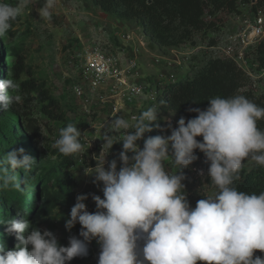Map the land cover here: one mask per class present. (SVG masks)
<instances>
[{
    "label": "clouds",
    "instance_id": "9594fccd",
    "mask_svg": "<svg viewBox=\"0 0 264 264\" xmlns=\"http://www.w3.org/2000/svg\"><path fill=\"white\" fill-rule=\"evenodd\" d=\"M32 3L0 0V38ZM55 6L56 0H43L37 9L40 19L50 20ZM18 88L13 79L0 81L3 111L21 100L10 94ZM188 111L195 117L187 121L181 117L175 128L170 120L161 127L155 106L131 117V122L123 116L109 120L101 134V153L92 157L96 166L84 168L94 184L103 185V198L93 194L96 210L89 212L84 203L88 196L78 195L65 225L71 230L79 223L82 239L72 236L68 246H61L51 231L33 227L28 219H0L6 234L17 241L13 250L0 244V264H69L86 257L93 240L100 246L98 264H264V255H255L264 254V191L248 193L235 186L245 160L264 167V130L258 127L264 107L244 95H233L212 97L206 109ZM152 124L171 134L145 139ZM83 136L77 126L68 124L60 129L53 147L64 156L80 153ZM117 143H122L119 170L117 159L106 169L105 158ZM196 150L206 158L215 194L198 200L193 208L182 170L198 159ZM166 161L177 170H166ZM34 164L23 148L7 152L0 159V189L23 191L21 184L26 185L29 177L21 180L17 170L27 174Z\"/></svg>",
    "mask_w": 264,
    "mask_h": 264
},
{
    "label": "rangeland",
    "instance_id": "374dc122",
    "mask_svg": "<svg viewBox=\"0 0 264 264\" xmlns=\"http://www.w3.org/2000/svg\"><path fill=\"white\" fill-rule=\"evenodd\" d=\"M13 5L17 0H5ZM256 2L251 0H238V10L235 13H219L216 17L209 14L205 16L206 21H214L218 28L214 32L197 33L194 42L184 44L180 47H160L155 45L149 47V37L134 22H125L117 19L114 15L103 12L96 7L92 0H56V6L52 10L50 20L40 19L37 9L43 6V0H33L29 8H25L22 14L11 21L10 28L5 38H0V47H3L4 64L8 69L0 73L2 79H13L19 84L16 91L11 95H20L21 100L18 107L13 105L8 111L0 114V159L13 149L23 148L26 154L35 161L32 170L25 174L23 170H17L22 178L27 175L29 182L21 187L23 191L3 190L0 194L8 198L32 191V177L39 181L38 189L41 191V207H44L47 188L54 187L63 189V198L59 204L51 210H35L29 217L31 225L42 231H51L61 246H68V240L72 236L79 237L81 226L77 223L71 230L66 228V221L70 219V210L76 203L78 195L83 194L87 187L93 194L103 198L102 184L93 183V177L86 176L84 168L95 167L96 161L93 155L99 156L103 141L101 134L103 126L111 116L109 104L101 102L100 96L93 93L83 82L80 69L76 59V53L84 46H90L100 42L104 44L109 40H117V34L130 33L147 43L143 48L137 42V55L139 58V73L141 79L147 82L148 95L156 98L168 85L170 76L177 80L191 75L210 58H221L223 52L217 47H226L234 43L237 35L246 27V21H253L258 11L264 14V6L256 7ZM31 10V11H30ZM80 23H84L82 27ZM212 43H215L214 46ZM259 46L247 49L244 60L237 64L250 78L249 83L243 90H249L256 96L264 94V70L260 68L257 60ZM238 51V48L236 49ZM13 52V54L11 53ZM22 58L24 72L19 79L9 68L15 67L16 57ZM33 79L37 84L45 87L54 98L59 101L60 108L55 112L56 118H49L42 110V103L36 93L22 92L21 82ZM81 86L83 95L78 96L74 92L75 86ZM159 107L156 100L138 99L134 104L124 108L122 112L128 119L132 112L140 113L149 107ZM17 107V108H16ZM16 109V110H15ZM165 121L176 120L172 112L162 113ZM68 124H73L84 133L82 143L84 150L74 154V163L67 165L58 150L53 147L59 138V131ZM173 127V126H172ZM39 129V136L29 139V129ZM17 132V133H16ZM147 139V133L145 134ZM143 147V140L138 142ZM122 150V144H114L106 156L105 168L108 162L117 159L118 170L120 161L118 154ZM107 150L102 155H106ZM131 155V154H129ZM165 168L169 172L177 169L170 161L165 162ZM258 168L254 162L247 160L248 171ZM264 168V167H261ZM186 176V168L182 170ZM199 168L192 171L191 188L203 191L208 195H214L213 189L199 184ZM22 180V179H21ZM89 212H95L96 205L92 198L84 201ZM7 217L15 218L12 214L5 213ZM6 227L0 224V228ZM17 241L10 250L15 248ZM100 252L99 244L91 241L88 244V255L76 257L69 264H98Z\"/></svg>",
    "mask_w": 264,
    "mask_h": 264
},
{
    "label": "trees",
    "instance_id": "16d2710c",
    "mask_svg": "<svg viewBox=\"0 0 264 264\" xmlns=\"http://www.w3.org/2000/svg\"><path fill=\"white\" fill-rule=\"evenodd\" d=\"M256 2V7L264 6V0H251ZM93 4L107 14L114 15L117 19L125 22H134L149 37L150 49L155 45L160 47H180L187 43H193L197 33L214 32L218 24L214 21H206L205 16L216 17L219 13H235L238 10V0H92ZM212 43L210 46H214ZM3 47H0V73L5 72L8 67L4 64ZM13 54V52H11ZM17 64L9 68L15 74V79L20 80L24 72V63L22 58L16 57ZM257 60L260 68L264 70V42L259 45L257 51ZM5 79L0 78V81ZM250 78L248 75L231 59L210 58L203 66L195 70L191 75L184 79L177 80L166 86L156 100V105L162 113L172 112L179 120L184 117L187 121L195 117V112H189V108H199L201 110L208 107V100L215 96L230 97L233 95H244L260 107H264V94L256 96L249 90H243L247 87ZM22 92L36 93L37 98L42 103L43 112L49 118H56L55 112L60 108L59 101L50 95L45 87L39 85L33 79L21 82ZM10 94H13L10 92ZM161 101L164 103L161 104ZM18 107V103L14 104ZM16 107V108H17ZM16 110V109H15ZM0 108V114L5 113ZM162 128H166L165 119L160 115L157 121ZM152 131L147 133L148 137L157 135L169 136L170 131L161 132L155 124L150 125ZM258 127L264 130V119L258 121ZM28 142L39 136V129H29ZM17 133V132H16ZM202 142V137H197ZM64 162L68 165L74 163V155L64 156ZM198 159L186 168V179L183 181L187 200L191 207H195L198 200L210 196L203 191H194L191 188L192 171L199 168L203 176L198 175L199 184L206 185L207 188L215 189L211 186V180L208 176L209 165L205 163V156L199 150L194 153ZM246 162L239 173V179L235 181V186L240 191L248 193L255 192L259 194L264 191V168L258 167L248 171ZM23 174H20L22 178ZM32 191L24 192L21 195L8 198L0 194V219H10L5 213L12 214L13 217L21 220L28 219L35 210H51L56 207L63 198V189L54 191V187L46 186L44 207H41V191L38 189L39 181H35V175L32 177ZM22 186H25L22 184ZM14 219V218H11ZM15 236L6 234V227L0 228V244H3L6 250L13 248ZM255 255H264L259 252Z\"/></svg>",
    "mask_w": 264,
    "mask_h": 264
},
{
    "label": "built area",
    "instance_id": "2783aa9c",
    "mask_svg": "<svg viewBox=\"0 0 264 264\" xmlns=\"http://www.w3.org/2000/svg\"><path fill=\"white\" fill-rule=\"evenodd\" d=\"M234 40L233 44L217 47V49L223 52L221 58L231 59L239 64L244 60L247 49L259 46L264 42L263 12L258 11L252 22L246 21V27ZM137 42L141 47L147 48V43L134 34L123 33L117 34V40L83 46L76 53L81 79L93 93L100 96L101 102L109 104L111 116L107 122L123 115L124 108L134 104L138 99L157 100L155 95H148L147 82L141 79L137 55L138 47L135 45ZM237 48L238 51H236ZM168 81L169 85L176 82L177 79L172 75ZM74 92L78 96L83 95L81 86L76 85ZM139 114L140 111L132 112L128 119L131 122V117ZM177 122L178 119L171 121L173 128L178 126ZM121 144L117 143L119 146ZM82 192L88 198L93 195L92 190L87 186ZM93 242L97 244L96 240Z\"/></svg>",
    "mask_w": 264,
    "mask_h": 264
},
{
    "label": "water",
    "instance_id": "95a60500",
    "mask_svg": "<svg viewBox=\"0 0 264 264\" xmlns=\"http://www.w3.org/2000/svg\"><path fill=\"white\" fill-rule=\"evenodd\" d=\"M84 25V23H80L79 26L82 27Z\"/></svg>",
    "mask_w": 264,
    "mask_h": 264
},
{
    "label": "crops",
    "instance_id": "0c3cea01",
    "mask_svg": "<svg viewBox=\"0 0 264 264\" xmlns=\"http://www.w3.org/2000/svg\"><path fill=\"white\" fill-rule=\"evenodd\" d=\"M145 34V36L147 35L146 33H144Z\"/></svg>",
    "mask_w": 264,
    "mask_h": 264
}]
</instances>
